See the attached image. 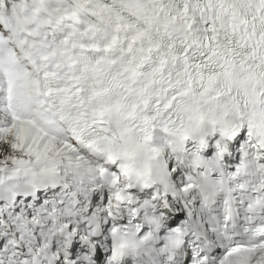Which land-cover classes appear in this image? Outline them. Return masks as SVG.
Masks as SVG:
<instances>
[{
	"label": "snow or ice",
	"instance_id": "snow-or-ice-1",
	"mask_svg": "<svg viewBox=\"0 0 264 264\" xmlns=\"http://www.w3.org/2000/svg\"><path fill=\"white\" fill-rule=\"evenodd\" d=\"M0 264H264V0H0Z\"/></svg>",
	"mask_w": 264,
	"mask_h": 264
}]
</instances>
